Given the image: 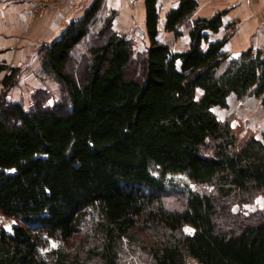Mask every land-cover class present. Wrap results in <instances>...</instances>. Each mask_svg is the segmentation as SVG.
I'll use <instances>...</instances> for the list:
<instances>
[{
    "label": "trees",
    "instance_id": "16d2710c",
    "mask_svg": "<svg viewBox=\"0 0 264 264\" xmlns=\"http://www.w3.org/2000/svg\"><path fill=\"white\" fill-rule=\"evenodd\" d=\"M146 5L150 46L138 56L111 20L97 25L107 0L42 46L44 74L64 91L59 103L26 110L6 95L19 68L2 81L0 212L19 223L0 229V264H119L137 228L157 233L152 264H264V212L245 217L226 203L264 196V132L241 141L214 111L232 95L264 107V50L231 58L229 35L209 42L225 13L192 23L198 1L181 0L166 30L179 35L189 23L191 43L174 52L158 40L157 0ZM177 175L218 194L189 190L185 208L170 210L164 197ZM221 210L238 225L222 230ZM85 230L97 242L81 258L69 245Z\"/></svg>",
    "mask_w": 264,
    "mask_h": 264
},
{
    "label": "crops",
    "instance_id": "0c3cea01",
    "mask_svg": "<svg viewBox=\"0 0 264 264\" xmlns=\"http://www.w3.org/2000/svg\"><path fill=\"white\" fill-rule=\"evenodd\" d=\"M95 1L0 0V65L6 67L0 70V85L11 68L23 66L26 74L44 73L39 61V49L59 39L71 23L83 19ZM180 1L157 0L158 40L169 45L174 52L186 51L191 43L189 23L180 27L179 35L166 30L167 15L179 6ZM197 1L198 7L190 20L192 23L200 18L225 13L222 28L217 33H210L209 42L222 40L229 35L225 51L233 59L250 48L264 50V0ZM107 7L117 11V30L127 33L131 32L133 26H138L148 36L146 0H107ZM209 42L203 44L204 49L208 48ZM252 98L238 101L235 109L240 111ZM235 99H238L235 95L229 98L230 109Z\"/></svg>",
    "mask_w": 264,
    "mask_h": 264
},
{
    "label": "rangeland",
    "instance_id": "374dc122",
    "mask_svg": "<svg viewBox=\"0 0 264 264\" xmlns=\"http://www.w3.org/2000/svg\"><path fill=\"white\" fill-rule=\"evenodd\" d=\"M116 15L117 11L106 7L101 13L97 25L99 27L104 25L105 23L103 21L105 19L111 20L115 31L124 34L133 40L134 50L137 56L138 54L145 52L150 46V40L146 33L138 26H133L131 32L128 31L127 33L117 30L115 27ZM88 44V41L82 44L75 52L76 56L81 55L82 57L86 51L85 47ZM40 49L38 55L41 64ZM74 64L75 63L73 62L70 70L75 67ZM23 69V66L19 67L16 84L11 89L6 90V95L9 100H18L23 104L26 110H29L36 105L37 100L44 99L46 105L53 106L64 98L62 86L55 79L45 76L43 72L41 74L36 72L34 74H26ZM79 75L81 77V71ZM3 91V87L0 85V94ZM238 101L240 102L241 100L235 99L232 101L231 109L217 108L214 111L223 122L230 123L233 132L237 135L239 140L243 141L250 139L251 137L261 139L264 132V107L261 100L255 98L250 99L240 111L235 109ZM189 190L200 192L202 194H218V188L215 184L197 185L191 182L186 176L177 175L172 178V184L169 187L168 194L164 197L166 207L170 210H183L185 208V194ZM226 203H229V207L233 214H240L245 217L264 212L263 195H257L256 198L250 202H243L236 197H233L226 201ZM220 214L219 226L222 230H228L230 227L232 228L233 226L238 225L233 221L232 223L228 222L230 218L224 213V210H221ZM223 218L225 219L224 222L221 221ZM18 223L19 222L16 219L5 217L0 212V229L12 232L13 228ZM153 231L154 230L137 228L132 234V238H125L119 250V264H152L150 249L158 239L157 233ZM185 231L187 233H192L191 228H186ZM86 232L87 231L85 230L78 234L69 245V249L74 255L81 253V258L85 255L83 251L85 252L91 247L88 243L90 242L91 245H94L97 242L95 239H90L88 237L89 233ZM91 235L93 236V234ZM52 245L57 246L58 242H54ZM187 264L199 263L190 260Z\"/></svg>",
    "mask_w": 264,
    "mask_h": 264
}]
</instances>
